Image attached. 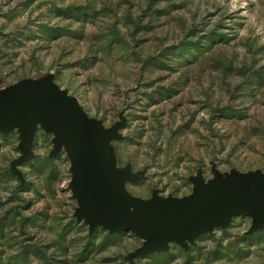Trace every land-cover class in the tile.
Segmentation results:
<instances>
[{"label": "rangeland", "instance_id": "obj_1", "mask_svg": "<svg viewBox=\"0 0 264 264\" xmlns=\"http://www.w3.org/2000/svg\"><path fill=\"white\" fill-rule=\"evenodd\" d=\"M36 79L82 109L84 193L114 217L264 182V0H0V90ZM4 105L0 264H264V194L148 235L96 224L73 112L34 91Z\"/></svg>", "mask_w": 264, "mask_h": 264}, {"label": "water", "instance_id": "obj_2", "mask_svg": "<svg viewBox=\"0 0 264 264\" xmlns=\"http://www.w3.org/2000/svg\"><path fill=\"white\" fill-rule=\"evenodd\" d=\"M24 91H34L45 95L62 103L73 112L74 134L71 155L73 174L72 189L74 197L80 206V214L82 213L84 218L89 219L96 224L108 226L120 232H128L136 235H148L164 230V228L170 227L173 224L205 209L251 196L264 194V182H262L246 186H239L233 189H227L202 197L162 216L142 223H133L114 217L91 201L84 193L82 178L88 170L86 159L87 119L82 109L72 98H70L64 91L59 89L54 84L44 80L36 79L24 80L14 84L11 87L0 90V110L4 108V104L7 101ZM10 116L11 115H8L5 118L7 119V117L9 118ZM34 117L35 115H27L24 117L25 120H30V124H28L29 132L33 128L32 119ZM5 118L0 120V123L4 122ZM156 243L157 240L153 242L152 248H154ZM162 245L163 243L160 246Z\"/></svg>", "mask_w": 264, "mask_h": 264}, {"label": "trees", "instance_id": "obj_3", "mask_svg": "<svg viewBox=\"0 0 264 264\" xmlns=\"http://www.w3.org/2000/svg\"><path fill=\"white\" fill-rule=\"evenodd\" d=\"M81 215L83 216V214L81 213Z\"/></svg>", "mask_w": 264, "mask_h": 264}, {"label": "bare ground", "instance_id": "obj_4", "mask_svg": "<svg viewBox=\"0 0 264 264\" xmlns=\"http://www.w3.org/2000/svg\"><path fill=\"white\" fill-rule=\"evenodd\" d=\"M106 210V209H105Z\"/></svg>", "mask_w": 264, "mask_h": 264}]
</instances>
